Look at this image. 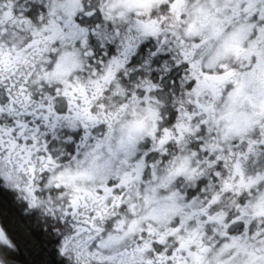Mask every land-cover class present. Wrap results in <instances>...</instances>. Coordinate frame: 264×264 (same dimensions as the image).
I'll use <instances>...</instances> for the list:
<instances>
[{
  "label": "clouds",
  "instance_id": "1",
  "mask_svg": "<svg viewBox=\"0 0 264 264\" xmlns=\"http://www.w3.org/2000/svg\"><path fill=\"white\" fill-rule=\"evenodd\" d=\"M0 264H264V0H0Z\"/></svg>",
  "mask_w": 264,
  "mask_h": 264
}]
</instances>
